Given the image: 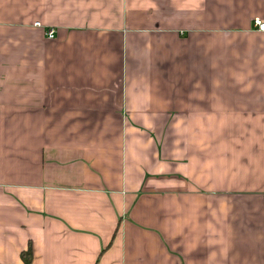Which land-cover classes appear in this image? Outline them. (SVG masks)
Instances as JSON below:
<instances>
[{"label": "crops", "instance_id": "crops-1", "mask_svg": "<svg viewBox=\"0 0 264 264\" xmlns=\"http://www.w3.org/2000/svg\"><path fill=\"white\" fill-rule=\"evenodd\" d=\"M257 16L0 0V264H264Z\"/></svg>", "mask_w": 264, "mask_h": 264}, {"label": "built area", "instance_id": "built-area-1", "mask_svg": "<svg viewBox=\"0 0 264 264\" xmlns=\"http://www.w3.org/2000/svg\"><path fill=\"white\" fill-rule=\"evenodd\" d=\"M253 23H254V26L256 27V29L264 31V17H260V16L255 17L253 20ZM36 24L41 25V23L39 21L36 22ZM54 32H55L54 30L48 31V36L54 37L55 36Z\"/></svg>", "mask_w": 264, "mask_h": 264}, {"label": "trees", "instance_id": "trees-1", "mask_svg": "<svg viewBox=\"0 0 264 264\" xmlns=\"http://www.w3.org/2000/svg\"><path fill=\"white\" fill-rule=\"evenodd\" d=\"M31 257H32V249L31 248H29L27 251L23 252V258L25 259V262L27 264H30Z\"/></svg>", "mask_w": 264, "mask_h": 264}]
</instances>
